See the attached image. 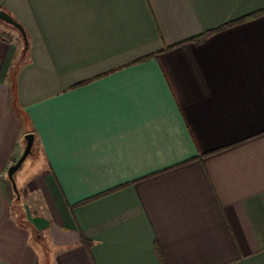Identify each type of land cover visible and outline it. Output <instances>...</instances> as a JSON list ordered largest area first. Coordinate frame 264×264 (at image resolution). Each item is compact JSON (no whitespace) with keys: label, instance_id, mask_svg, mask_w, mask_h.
<instances>
[{"label":"crops","instance_id":"obj_1","mask_svg":"<svg viewBox=\"0 0 264 264\" xmlns=\"http://www.w3.org/2000/svg\"><path fill=\"white\" fill-rule=\"evenodd\" d=\"M1 9L0 264H264V0Z\"/></svg>","mask_w":264,"mask_h":264},{"label":"water","instance_id":"obj_2","mask_svg":"<svg viewBox=\"0 0 264 264\" xmlns=\"http://www.w3.org/2000/svg\"><path fill=\"white\" fill-rule=\"evenodd\" d=\"M0 19L2 22L6 24H10L21 33V37H23L26 41V44L28 45V38H26V29L25 27L18 23L17 20L10 14L6 13L5 11L0 10ZM24 140H26L25 148H23L22 155L18 157L17 160L14 161L12 165L9 167L8 178L12 180V182L15 183V179L13 178L14 173L21 167V164L24 160H26V157L31 153V149L34 146V135L32 132H28L24 135Z\"/></svg>","mask_w":264,"mask_h":264},{"label":"rangeland","instance_id":"obj_3","mask_svg":"<svg viewBox=\"0 0 264 264\" xmlns=\"http://www.w3.org/2000/svg\"><path fill=\"white\" fill-rule=\"evenodd\" d=\"M9 28H11L12 30H15V32L18 34L19 31L16 29V27L8 25ZM43 159V158H42ZM41 159V157H36L35 155H33V153H30L27 157L26 160L23 161V163L21 164V167L17 170V172L14 174V178L16 179L17 182V189L19 190V192L22 194V199H25L24 194L21 192L22 190V186H24L25 182L27 181V178L31 175H34L35 172H37L40 167H45V163L44 161ZM11 186V185H10ZM9 192H11V194H15V192L13 193L12 187H9ZM23 203V201H21Z\"/></svg>","mask_w":264,"mask_h":264},{"label":"trees","instance_id":"obj_4","mask_svg":"<svg viewBox=\"0 0 264 264\" xmlns=\"http://www.w3.org/2000/svg\"><path fill=\"white\" fill-rule=\"evenodd\" d=\"M262 14H264V9H263V11H260V12H254V13H251V15H249L248 17H244V18H242V19H245V20H250L251 18H253V17H255V16H259V15H262ZM29 45H27L26 44V46H25V51L27 50V47H28ZM25 54H26V52H25ZM24 54V55H25Z\"/></svg>","mask_w":264,"mask_h":264}]
</instances>
